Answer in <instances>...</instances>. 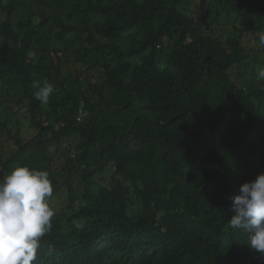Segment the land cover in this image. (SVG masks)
<instances>
[{"label": "trees", "instance_id": "16d2710c", "mask_svg": "<svg viewBox=\"0 0 264 264\" xmlns=\"http://www.w3.org/2000/svg\"><path fill=\"white\" fill-rule=\"evenodd\" d=\"M206 4L0 0V178L27 165L55 192L67 170L88 199L33 264H264L228 223L264 172V0Z\"/></svg>", "mask_w": 264, "mask_h": 264}, {"label": "clouds", "instance_id": "9594fccd", "mask_svg": "<svg viewBox=\"0 0 264 264\" xmlns=\"http://www.w3.org/2000/svg\"><path fill=\"white\" fill-rule=\"evenodd\" d=\"M258 40L264 46V34ZM256 79L264 81V68L258 69ZM33 87V96L42 105L49 102L55 91L49 82L34 81ZM79 112L87 116L83 103ZM53 192L54 185L46 170L23 165L0 178V264H33L37 259L41 238L52 228ZM232 211L229 225L248 234L247 243L252 250L264 253V172L241 185L233 198Z\"/></svg>", "mask_w": 264, "mask_h": 264}, {"label": "rangeland", "instance_id": "374dc122", "mask_svg": "<svg viewBox=\"0 0 264 264\" xmlns=\"http://www.w3.org/2000/svg\"><path fill=\"white\" fill-rule=\"evenodd\" d=\"M190 8L194 10V12L197 15V18H201L203 16L205 9L207 8L206 0H196V6L191 5ZM226 26L228 25L215 24L212 30L218 35H220L221 39L224 40L225 37H223V33L230 30V27L227 28ZM165 51L168 52L169 48H166ZM9 125L14 130L17 128L14 122V119L13 121L9 123ZM3 141H4V144L8 147V149L12 146L9 141H6V139H3ZM112 172H113V169L111 173H109L106 176L107 179L106 180L104 179V182L94 180L95 188L98 186L106 185L108 180L110 179V175L112 174ZM66 173H67V170L61 171L60 174H63L61 177V181H62L61 189L59 190L56 189L53 196L50 198V205L52 206L54 213H55L53 218H55L56 216H59L60 221L63 223L66 222L68 218L73 214L74 212L73 205L82 206V205H86L88 202V199L83 196V193H84L83 187L80 184H78V181H76V179H78L77 177L76 179L75 178L72 179V184L75 183V185L72 187L76 191L75 193L78 195V197L80 196V198L77 201L70 198L69 187L66 183V179H67Z\"/></svg>", "mask_w": 264, "mask_h": 264}]
</instances>
